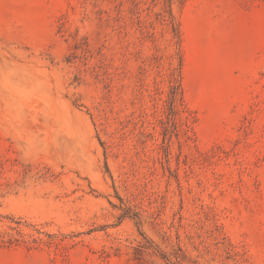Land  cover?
<instances>
[{
	"label": "rangeland",
	"instance_id": "374dc122",
	"mask_svg": "<svg viewBox=\"0 0 264 264\" xmlns=\"http://www.w3.org/2000/svg\"><path fill=\"white\" fill-rule=\"evenodd\" d=\"M0 264H264V0H0Z\"/></svg>",
	"mask_w": 264,
	"mask_h": 264
}]
</instances>
